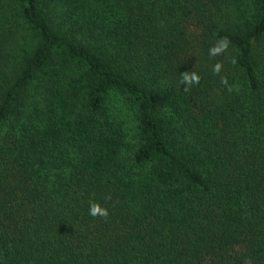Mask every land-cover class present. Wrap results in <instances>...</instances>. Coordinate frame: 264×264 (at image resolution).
I'll return each instance as SVG.
<instances>
[{
    "label": "trees",
    "instance_id": "trees-1",
    "mask_svg": "<svg viewBox=\"0 0 264 264\" xmlns=\"http://www.w3.org/2000/svg\"><path fill=\"white\" fill-rule=\"evenodd\" d=\"M0 264H264V0H0Z\"/></svg>",
    "mask_w": 264,
    "mask_h": 264
},
{
    "label": "clouds",
    "instance_id": "clouds-1",
    "mask_svg": "<svg viewBox=\"0 0 264 264\" xmlns=\"http://www.w3.org/2000/svg\"><path fill=\"white\" fill-rule=\"evenodd\" d=\"M229 40L227 37L221 38L220 40L217 41V44L209 49V55L210 56H216L219 55L223 52H225L229 46ZM235 63V60L232 61ZM222 70V64L221 63H216L213 66V73L214 74H219ZM200 77L195 73L192 72L189 74L188 72L182 73V80L181 82L186 84L187 86H191L193 84H199ZM221 82L224 84H227V79L222 77ZM187 90V88L185 89ZM229 91H232V87L229 86L228 88ZM89 215L92 217L100 216L102 218H107L108 216V210L106 208L101 207L99 203H90L89 205Z\"/></svg>",
    "mask_w": 264,
    "mask_h": 264
}]
</instances>
